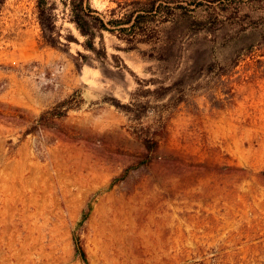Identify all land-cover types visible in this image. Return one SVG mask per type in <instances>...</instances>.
I'll list each match as a JSON object with an SVG mask.
<instances>
[{
  "label": "rangeland",
  "instance_id": "1",
  "mask_svg": "<svg viewBox=\"0 0 264 264\" xmlns=\"http://www.w3.org/2000/svg\"><path fill=\"white\" fill-rule=\"evenodd\" d=\"M47 2L49 42L37 0L0 5V264H264V0H174L97 51Z\"/></svg>",
  "mask_w": 264,
  "mask_h": 264
},
{
  "label": "trees",
  "instance_id": "2",
  "mask_svg": "<svg viewBox=\"0 0 264 264\" xmlns=\"http://www.w3.org/2000/svg\"><path fill=\"white\" fill-rule=\"evenodd\" d=\"M4 0H0V5ZM158 0H131L130 8L127 12H124L121 18H109L105 19L102 13L92 6L91 0H62L66 5H69L71 10V20L75 23L79 31L85 35L86 41L84 46L92 51H97L95 46V37L97 32L103 29L110 30L112 32L122 31L120 35L131 40L135 35L143 34L145 28L149 26L151 21L155 19L156 12H162L165 15L164 21L170 23L169 25H175L181 20V17L185 16V12H175L177 10L170 2L174 0H164V4L159 3ZM184 6V5H180ZM38 7V19L43 31V36L46 40L52 41L54 37L56 23L55 14L53 12L54 5H48L47 0H37ZM173 14V15H172ZM197 22L206 24L207 20L198 19ZM130 36V38H129ZM183 96L177 100L179 102L183 100ZM175 102V103H176ZM129 110H132L129 105ZM48 113L52 116L61 113L57 107L52 108ZM164 128V124L161 125ZM141 141L149 151L155 150L159 145V139L156 137V133L151 131V127L142 128V132L138 134Z\"/></svg>",
  "mask_w": 264,
  "mask_h": 264
}]
</instances>
